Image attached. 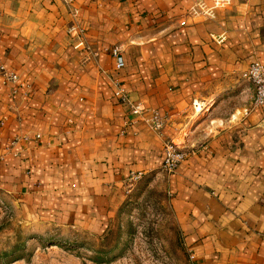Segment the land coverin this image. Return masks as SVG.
Instances as JSON below:
<instances>
[{"label": "crops", "instance_id": "1", "mask_svg": "<svg viewBox=\"0 0 264 264\" xmlns=\"http://www.w3.org/2000/svg\"><path fill=\"white\" fill-rule=\"evenodd\" d=\"M217 1L0 0L17 77L0 74V191L102 234L129 174L160 173L191 264H264V113L242 77L264 64V0ZM115 83L160 133L130 121ZM167 140L188 153L170 174Z\"/></svg>", "mask_w": 264, "mask_h": 264}, {"label": "rangeland", "instance_id": "2", "mask_svg": "<svg viewBox=\"0 0 264 264\" xmlns=\"http://www.w3.org/2000/svg\"><path fill=\"white\" fill-rule=\"evenodd\" d=\"M129 185L102 234L48 222L0 191V264H191L163 176Z\"/></svg>", "mask_w": 264, "mask_h": 264}, {"label": "built area", "instance_id": "3", "mask_svg": "<svg viewBox=\"0 0 264 264\" xmlns=\"http://www.w3.org/2000/svg\"><path fill=\"white\" fill-rule=\"evenodd\" d=\"M217 6L224 4L222 0L217 1ZM111 56L115 60V68L120 69L123 66V59L118 48L114 47L110 50ZM0 74L4 78L11 81H16V75L11 72H6L3 66L0 65ZM242 77L247 80L254 90L253 105L260 108L264 113V64L253 62L248 65L243 72ZM114 96L121 105L127 106L129 110L130 121H140L155 133H160L165 125V119L156 110L143 107L139 103L130 101L127 93L117 83L114 84ZM36 138H39L37 135ZM164 159L162 169L166 173H173L177 167L187 158L188 153L181 145L173 140H167L163 144ZM143 177L141 172H131L128 176V183H135Z\"/></svg>", "mask_w": 264, "mask_h": 264}]
</instances>
